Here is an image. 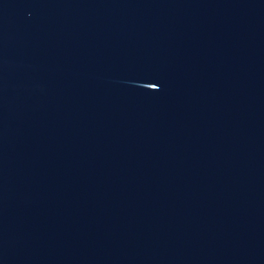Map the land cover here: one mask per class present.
I'll use <instances>...</instances> for the list:
<instances>
[{
  "label": "water",
  "instance_id": "1",
  "mask_svg": "<svg viewBox=\"0 0 264 264\" xmlns=\"http://www.w3.org/2000/svg\"><path fill=\"white\" fill-rule=\"evenodd\" d=\"M0 264H264V0H0Z\"/></svg>",
  "mask_w": 264,
  "mask_h": 264
}]
</instances>
